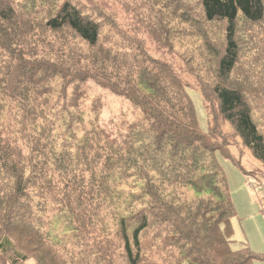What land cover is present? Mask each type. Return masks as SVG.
<instances>
[{"label":"trees","instance_id":"1","mask_svg":"<svg viewBox=\"0 0 264 264\" xmlns=\"http://www.w3.org/2000/svg\"><path fill=\"white\" fill-rule=\"evenodd\" d=\"M102 1L0 0V264H252L246 244L230 247L235 211L217 154L241 167L227 125L264 166V0L126 12ZM147 9L144 31L120 32ZM147 33L171 59L146 48ZM172 58L194 76L205 131ZM89 81L125 95L137 117L100 125ZM50 216L65 237L46 233Z\"/></svg>","mask_w":264,"mask_h":264},{"label":"rangeland","instance_id":"2","mask_svg":"<svg viewBox=\"0 0 264 264\" xmlns=\"http://www.w3.org/2000/svg\"><path fill=\"white\" fill-rule=\"evenodd\" d=\"M86 1H94L95 4H104L102 0H86ZM106 3L107 1L104 0ZM120 5L122 9L126 12V8H132L131 3L140 2L147 3L151 5H168L172 7L174 2L170 0H120ZM93 4V5H95ZM119 5V6H120ZM117 8V4H115ZM101 8H103L101 6ZM107 9H111L114 13L115 8L112 5H106ZM104 9V8H103ZM99 15H101L99 13ZM152 17V12L145 10L139 13L137 16H129V18H124V20L120 21L118 26L124 34L127 33L131 27L138 26L137 30L144 31V25L140 23V21H144L143 18ZM117 19H119V15H117ZM116 26V25H115ZM118 28V27H115ZM11 30V29H10ZM118 31V30H115ZM249 31H252L250 29ZM136 32L138 35L139 33ZM8 32V36L6 41H8L11 36ZM23 33V30L19 33L20 37ZM218 35L220 34L217 31ZM259 31H256L255 34H258ZM3 34H1L2 36ZM197 35H192V37L186 40V44H182L181 49H186L191 45L194 46ZM132 37V36H131ZM156 35L152 33H147L146 42L147 49H151L153 54L162 55L167 59H171V55L167 54L166 48L157 42ZM168 56V57H167ZM173 65L175 69L182 74L183 80H185L187 84L186 92L187 96L190 97L192 101V106L195 112L196 122L200 126L202 130H206L207 128V115L205 112V108L203 106L201 93L196 86V82L193 79L194 76L191 74H186L183 70V67L178 63V61L174 58ZM154 68H152L151 73L154 72ZM141 83V82H139ZM169 85V77L166 78L165 84ZM89 89L90 97L92 100L94 96L100 95L102 108L99 123L102 126H105L113 131H118L123 126L125 120L130 122L134 118L137 117V113L139 112L136 107L132 105V102L125 97V95L116 94L104 87L99 86L94 81H89L87 84ZM173 89V86L168 90ZM123 122V123H121ZM124 127V126H123ZM223 131L228 134L226 139L232 140L231 152L240 158V166L234 164L231 160L223 158L221 155L217 154L218 161L225 172V175L228 180L229 189L231 192L232 202L234 206L235 216H233L230 220L231 226L233 228L232 242L230 243V247L232 249H237L242 247V244H246L249 249L256 256L252 262V264H264V166L258 161L254 160L249 151L245 148L241 149L237 142L234 140V137L229 133V127L227 125L223 126ZM110 208L103 209L102 213L110 216ZM50 225H46L44 230L47 232H51L54 234L57 239L65 237L66 234L63 232L64 222L62 219L56 216H50ZM110 225H112V221L107 220ZM64 239V238H63ZM25 264H36L33 259H29Z\"/></svg>","mask_w":264,"mask_h":264}]
</instances>
